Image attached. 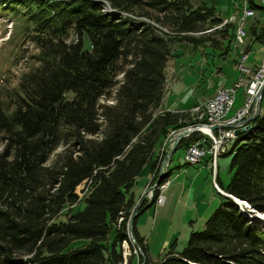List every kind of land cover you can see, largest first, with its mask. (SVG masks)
<instances>
[{"label": "trees", "instance_id": "obj_1", "mask_svg": "<svg viewBox=\"0 0 264 264\" xmlns=\"http://www.w3.org/2000/svg\"><path fill=\"white\" fill-rule=\"evenodd\" d=\"M247 7L264 11L252 0ZM2 12L22 20L37 54L0 92V264H124L133 212L143 264H264V225L245 215L264 214V94L227 153L229 183L219 186L249 208L219 195L202 230L155 262L135 229L158 198L154 190L135 206L136 179L147 171L153 180L158 146L194 124L188 114L159 111L166 64L183 45L215 49L213 32L225 40L219 55L227 54L235 23L222 26L211 3L191 0H0ZM263 23L252 21L248 33L264 46Z\"/></svg>", "mask_w": 264, "mask_h": 264}, {"label": "rangeland", "instance_id": "obj_2", "mask_svg": "<svg viewBox=\"0 0 264 264\" xmlns=\"http://www.w3.org/2000/svg\"><path fill=\"white\" fill-rule=\"evenodd\" d=\"M201 1L208 2V4L213 3L220 18L224 20L230 19L226 16L227 12L232 13L235 9H240V6L238 7L236 5L240 3V0H191L195 5L199 4ZM254 3L258 5L259 0H254ZM261 3L264 5L263 1H261ZM4 13L5 12L0 13V92L3 94L2 96L8 94V90L10 91L11 88L16 86L17 80L22 74L31 70L32 66L35 65V56L37 54V50L30 42L32 33L24 30L25 24L22 20ZM233 17L237 18L235 22L238 24L239 17ZM248 18L243 21L240 19L239 21V27H242L244 32L240 40L237 38V33H234L233 42L228 51L231 53V58H233L234 46L235 49L237 48L236 51L238 50V57L244 51L245 46L251 39L248 33L249 24L256 20L264 22V13L253 12L251 18ZM262 26H264V23ZM210 36L212 39L221 42L215 49L206 46L199 47L195 50L190 46L183 45L174 51L172 58H170L166 64L165 99L169 98V94L175 96L172 91L173 86L180 82V85H188L187 87L190 88V93L186 95L190 104L191 101H194L193 104L195 101L203 104L214 98L218 91V89H216L218 85L216 83L217 80L225 79V81H227L228 79L236 77V82L237 79H239L240 73L236 64L237 61L234 64L218 56L220 52L216 49L222 50L225 43L223 37L214 32L211 33ZM84 45H86V42H84ZM209 48L216 50V52L214 53L212 50L209 51ZM252 48V60L261 65L264 61V46L259 43H254ZM218 66L221 68H218ZM233 73H235V76ZM245 79L246 78L242 79L241 77V80L245 81ZM204 83L206 84L203 87ZM234 83L230 87H232ZM243 93L244 90H241V88L236 90L235 103H237L234 104L231 113L235 112V109L240 106ZM184 113L188 114L192 120L194 119L195 123L197 115L193 108ZM228 117L230 116L228 115ZM171 132L173 131L169 133ZM175 137L176 135L173 137L172 134H170V137H168V139L166 137L163 143L158 146L156 154L158 152L159 155H163L158 159V166L162 165L164 161L167 160L166 155L172 151V147L176 144ZM184 150V148H180L174 151L173 155H171V163L168 161L169 163L166 162L164 165H168L169 169H172V175L169 177V180L166 176L168 173L167 168H164L162 175L165 177L163 176V178H160V181L164 180L162 185L157 186L158 184H156V179L160 174L157 176L155 175L156 177L151 180V176L147 173L145 177L140 175L136 179V184L133 188L135 206L139 205L142 200L149 201L153 191H158L156 203L138 216L140 237L144 240L146 255L151 262H155L162 258L172 247L176 251H181V249L185 247L191 233L201 231L205 221L224 200L223 197L219 196L213 186L211 169L206 168L203 162L198 165H187L183 159ZM231 158L232 155H226L218 159L219 180L223 187L229 183L231 177V172L229 171ZM183 185L187 186V191L181 196ZM167 186H170V188ZM167 188L168 190H166ZM164 197H166L165 208L157 209L164 204V202L163 204L158 203L160 198L163 199ZM171 199H173L172 203ZM194 204H196L195 208H193ZM82 207L83 205L81 203L77 207L72 206L70 211H80ZM153 210H158L162 213L153 215ZM202 213L205 214L200 216ZM130 244L131 246L127 244H122L121 246L122 254L124 253V264L127 260L131 261L130 264H143L140 259L141 255L139 249L135 247L134 242H130ZM73 245L78 246L80 244L74 243Z\"/></svg>", "mask_w": 264, "mask_h": 264}, {"label": "built area", "instance_id": "obj_3", "mask_svg": "<svg viewBox=\"0 0 264 264\" xmlns=\"http://www.w3.org/2000/svg\"><path fill=\"white\" fill-rule=\"evenodd\" d=\"M264 2V0H261ZM250 11L246 10V6L243 8L241 21L247 16ZM236 24L234 18L226 19L223 24L235 23L236 28L234 33H237L238 40L241 39V35L244 32L242 27H239V21ZM248 52H242L237 60V68L241 77H249V86L247 93H243V100L241 107L230 117L229 112L235 103L236 90L239 89V79L230 88H220L216 92L213 99L206 101L203 104L196 105L193 110L202 113V120H198L197 123L185 127L183 129L173 131L170 134L175 138L179 134L184 133L186 130L194 128L199 136L196 140L189 143V149L184 150V162L187 165H198L202 162L203 158L209 157L211 163V174L213 177V186L219 195L224 192L219 188L216 183V177L218 172V159L222 157L223 146L232 134H235L237 130H241L245 125L250 124L257 114L260 106L259 93L264 88V61L256 69L252 70L247 66ZM193 134V133H192ZM191 134H186L183 138H187ZM182 138V139H183ZM180 141V140H179ZM178 144V143H177ZM172 147L173 150L176 145ZM168 162L167 160L160 166L156 176L162 174L164 168H168V165L164 166ZM166 171V170H165ZM164 198H160V203L163 204ZM124 256V253L122 254Z\"/></svg>", "mask_w": 264, "mask_h": 264}, {"label": "crops", "instance_id": "obj_4", "mask_svg": "<svg viewBox=\"0 0 264 264\" xmlns=\"http://www.w3.org/2000/svg\"><path fill=\"white\" fill-rule=\"evenodd\" d=\"M253 1V3H254V0H252ZM247 2H248V0H240V3H241V5H240V3H237L236 5L239 7L240 6V9H235V11H232V13H226V16H228V18H234L235 19V21H236V19L237 18H235V17H233V16H236V17H239V19L241 18V16H242V12H243V8L246 6L247 7ZM255 4V3H254ZM211 5H213V3H211ZM236 5H235V7H236ZM256 5V4H255ZM214 6V5H213ZM257 6H261V7H264V5L261 3V1L259 0V4L257 5ZM214 8H215V6H214ZM216 9V8H215ZM246 9H249L248 7L246 8ZM216 11H217V9H216ZM260 12H263L264 13V11H260ZM218 14V13H217ZM253 15V11H250V18H251V16ZM218 16H219V14H218ZM220 17V16H219ZM250 18H248V19H250ZM253 42H252V40L250 39V42L245 46V48L249 45L250 47H249V49H248V60H247V66L250 68V69H252V70H254V69H256L259 65H260V63H256V61L254 62L253 60H252V58H251V55H252V47H253ZM210 49V48H209ZM209 49H206V50H209ZM237 49V48H236ZM236 49H235V46H234V52H233V58H231L230 56H231V53L230 52H227V54H223V56H221V55H219L218 54V56L220 57V58H222V59H224L225 61H227V60H229V61H231L232 63H234L235 64V62L237 61V59H238V50L236 51ZM212 49H210L209 51H211ZM218 52H220V53H223V52H225L224 50H223V48H222V50H219V49H216ZM216 50H212L214 53L216 52ZM208 55V54H207ZM214 57H216V56H214ZM214 64V63H213ZM233 64V65H234ZM211 68V67H210ZM218 68H221V67H219L218 66ZM212 69V68H211ZM213 70V69H212ZM234 71V70H233ZM223 73V72H222ZM233 75L235 76V73H233ZM223 77V76H222ZM235 80H236V77H234V78H232V79H228L227 81H225V79H223V80H220L219 79V81L217 80L216 81V83L218 84L217 85V88L216 89H219L220 87H224V88H227V87H230L234 82H235ZM215 83V84H216ZM205 84L206 83H204L203 84V87L205 86ZM188 86V85H187ZM187 86H182V85H180V82H178L176 85H174L173 86V89H172V91L174 92V95L175 96H173V95H171V94H169V98L166 100L165 99V96L163 97V99H162V103H160V106H159V111H162V112H179V113H184L185 111H187V110H190V109H192V108H194L196 105H198V104H201V102H197V101H195V103L193 104V102L194 101H191V104H193V105H191L189 102H188V99L186 98V95L188 94V93H190L189 92V87H187ZM242 90H243V88H241ZM263 94H264V90H263ZM243 100V99H242ZM237 103V102H236ZM236 103H234V104H236ZM241 105H242V102H241V104H240V106L237 108V109H235V112L241 107ZM236 106V105H235ZM234 107V106H233ZM233 109V108H232ZM232 109H231V111L229 112V116H232L235 112H233V113H231L232 112ZM231 114V115H230ZM192 122H189L188 123V127L190 126V124H191ZM173 155V154H172ZM226 155H228V154H226ZM226 155H224V156H222V157H225ZM166 158H167V161H169L170 163H171V158H172V156H170V157H168V154L166 155ZM206 158V159H205ZM205 158H203V160H202V162H203V164H204V166L206 167V168H208V169H210V162H209V157L208 156H206ZM168 162V163H169ZM201 162V163H202ZM167 171H168V173H167V177H168V180H169V177L172 175V169H169V166H168V168H167ZM147 175V171H145V173H144V175H143V177H145ZM216 183L220 186V185H222V183L220 182V180H219V174H218V172H217V177H216ZM223 186V185H222ZM168 187V186H167ZM183 187V189H182V194H181V196L184 194V192L185 191H187V189H186V185H183L182 186ZM168 188H170V186L168 187ZM168 188L166 189V190H168ZM164 195V194H163ZM165 198V200H164V204L162 205V206H159L157 209H163V208H165V206L164 205H166V197H164ZM172 198V197H171ZM172 200L173 199H171V203H172ZM170 203V204H171ZM186 205H188V204H186ZM196 207V204H194L193 205V208H195ZM155 208V207H154ZM147 209H145L144 211H146ZM204 211H206V210H204ZM159 213H162V212H160V211H156V210H153V215L155 214V215H159ZM203 214H205V213H202L200 216H203ZM135 229H136V232L138 233V235L140 236V231H139V227H138V218L136 219V221H135Z\"/></svg>", "mask_w": 264, "mask_h": 264}, {"label": "water", "instance_id": "obj_5", "mask_svg": "<svg viewBox=\"0 0 264 264\" xmlns=\"http://www.w3.org/2000/svg\"><path fill=\"white\" fill-rule=\"evenodd\" d=\"M263 90H264V88L259 93L260 103H261V100L263 97ZM244 131H245V129L237 130L235 133L238 135ZM194 132H196V130L194 128H191V129L186 130L184 133L179 134L176 138L175 143L177 144L179 142V140H181L186 134H192ZM174 151H175V148L168 154V157H170ZM160 178H163V176H158V178L156 179V184H158L160 182ZM222 196L231 199L233 202H235L239 206V208L242 211H244V208H249L245 202H241V201L235 199L234 197H232L230 195L223 193ZM249 212H250V214L245 212V215L247 216V218H249L250 220H252L254 222H258V223H261L264 225V218H263L264 214L257 213L253 210H249ZM135 215H136L135 212L131 213V215L128 218L127 224H126V234H127L128 240L130 242H134L133 236L131 234V221L135 217Z\"/></svg>", "mask_w": 264, "mask_h": 264}, {"label": "bare ground", "instance_id": "obj_6", "mask_svg": "<svg viewBox=\"0 0 264 264\" xmlns=\"http://www.w3.org/2000/svg\"><path fill=\"white\" fill-rule=\"evenodd\" d=\"M246 10H247V9H246ZM248 11H252V10H248ZM248 17H250V12L247 14V16L244 18V20H246V18H248ZM241 39H242V36H241ZM243 78H246L245 81L241 80V78L239 79V89H240V88H243L244 93H247V91H248V86H249V79H248L249 77H242V79H243ZM241 90H242V89H241ZM195 112H196V111H195ZM259 114H260V106H259V108H258V111H257L256 117H257ZM196 115H197V117H196V121H195V123H197L198 120H202V113H201V112H196ZM256 117H255V118H256ZM253 121H254V120H253ZM249 128H251L250 124L245 125L242 129H245V131H247ZM242 129H241V130H242ZM236 138H237V134H236V133L231 135V137H230L229 140L227 141L226 145L223 146L222 156L225 155V154H227L228 152L231 151L232 145H233V143L235 142ZM188 149H189V144L187 145V147H186L185 150H188ZM160 176H164V175L160 174ZM164 177H165V176H164ZM158 203H160V201H159ZM263 218H264V217H263Z\"/></svg>", "mask_w": 264, "mask_h": 264}]
</instances>
